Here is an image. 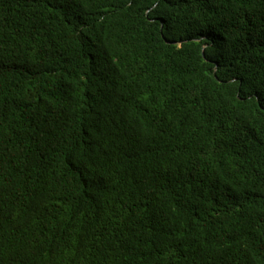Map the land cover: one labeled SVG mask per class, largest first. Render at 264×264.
I'll return each instance as SVG.
<instances>
[{
    "label": "trees",
    "instance_id": "trees-1",
    "mask_svg": "<svg viewBox=\"0 0 264 264\" xmlns=\"http://www.w3.org/2000/svg\"><path fill=\"white\" fill-rule=\"evenodd\" d=\"M0 264H264V0H0Z\"/></svg>",
    "mask_w": 264,
    "mask_h": 264
}]
</instances>
